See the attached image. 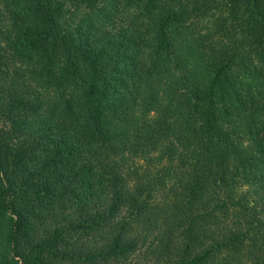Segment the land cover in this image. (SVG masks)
I'll list each match as a JSON object with an SVG mask.
<instances>
[{
    "label": "trees",
    "instance_id": "obj_1",
    "mask_svg": "<svg viewBox=\"0 0 264 264\" xmlns=\"http://www.w3.org/2000/svg\"><path fill=\"white\" fill-rule=\"evenodd\" d=\"M264 264V0H0V264Z\"/></svg>",
    "mask_w": 264,
    "mask_h": 264
},
{
    "label": "rangeland",
    "instance_id": "obj_2",
    "mask_svg": "<svg viewBox=\"0 0 264 264\" xmlns=\"http://www.w3.org/2000/svg\"><path fill=\"white\" fill-rule=\"evenodd\" d=\"M243 264H249V262H247V263H243Z\"/></svg>",
    "mask_w": 264,
    "mask_h": 264
}]
</instances>
